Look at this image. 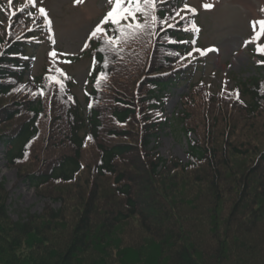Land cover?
I'll return each instance as SVG.
<instances>
[{
    "label": "trees",
    "instance_id": "trees-1",
    "mask_svg": "<svg viewBox=\"0 0 264 264\" xmlns=\"http://www.w3.org/2000/svg\"><path fill=\"white\" fill-rule=\"evenodd\" d=\"M158 9L156 16L163 20L169 12L174 13L176 5L172 2ZM111 35L120 37L115 30ZM158 37L160 43L156 49L160 58L156 67L163 65V70L155 64L151 67L150 76L142 81L139 99L147 108L161 113L165 92L187 76L183 69L172 70V74L167 71L180 54H188V44L181 43L188 42L189 38L181 30L171 29ZM141 39L134 41L136 46ZM30 47L33 49L26 41L3 44L0 100L10 96L15 84L22 83L30 73V60L23 59ZM155 52L153 45L150 64ZM88 53L93 56V66L83 98L84 107L71 105L77 104L71 85L64 84L58 91L62 101L71 103L66 105L65 111L69 118V150L61 153L54 163L21 178L37 193L52 185L76 187L78 193L70 203L71 199L62 197L63 211H44L42 216H30L23 222H12L7 217L4 202L0 201V264H246L244 259L251 239L246 232H241L238 218L234 221H230L231 217L222 218L220 208L223 206V212L230 209L236 214L240 210L242 217H251L250 224H264V145L261 146L264 136L256 145L243 147L237 142L222 141L208 147L191 140L189 136L194 130L185 124L188 116L181 117L177 119L179 131L187 140L191 163L185 166L174 163L172 170L168 161L156 156L148 163L151 170L145 173V186L142 184L135 190L134 180L127 178L129 171L121 163L134 154L135 149L131 142H113L128 140L129 122L139 116L132 102L137 90L133 92L123 83L130 79V71H125L130 64L114 62L115 57L128 60V56H124L126 50L116 54L111 45L92 41ZM160 71H164L163 74ZM102 73L108 78L106 83L102 82L104 78L99 80ZM262 80L264 77L237 81L249 114L257 112L258 105H264V96L260 95ZM31 101L25 103L29 117L15 132L0 134L5 159L11 167L25 160L39 138L42 101ZM23 112L19 107L0 110V127L13 123ZM106 112L108 119L104 120ZM143 116L145 137L141 145L147 149L166 124L159 119L151 122L149 117ZM103 137L105 140H101ZM87 144L99 151L91 182L90 177L84 175L82 164ZM254 159L253 167L236 166L239 163L247 166V162ZM109 178L112 184L108 189L97 181ZM176 179L179 181L174 183ZM193 181L200 184L198 192L207 202L206 218L201 217L203 222L199 223L197 235H193V229L181 217L176 219L173 214H181L182 205L177 199L184 197L191 189L189 182ZM175 190L181 194H176ZM3 191L0 182V193ZM64 231L68 232L67 237L63 236ZM258 264H264V253Z\"/></svg>",
    "mask_w": 264,
    "mask_h": 264
},
{
    "label": "rangeland",
    "instance_id": "rangeland-1",
    "mask_svg": "<svg viewBox=\"0 0 264 264\" xmlns=\"http://www.w3.org/2000/svg\"><path fill=\"white\" fill-rule=\"evenodd\" d=\"M22 2L20 0H0V52L3 49V44H8L11 40L33 35L37 38L36 35L40 28L46 35L40 38V47L30 54L33 57L32 76L35 81L26 77L22 83L15 84L14 91L10 96L0 100V110L16 107L24 109L20 118L15 119L11 124L0 127V134L14 133L15 128L29 117L25 111V103L38 99L39 93L43 89H49L52 92L50 95H42V114L38 126L39 138L30 148L24 161L17 166L10 167L5 159L4 145L0 143V182L4 189L3 193H0V201L4 202L7 217L12 222H23L30 216H42L44 211L58 209L63 211L62 202L64 199L62 197L71 199L69 203L75 200L76 192L78 193L76 187L52 185L37 193L21 178L54 163L61 153L69 150L67 142L69 118L65 111L66 105L70 103L62 101L58 91L64 87V84L71 85L77 104L82 102L83 90L90 68L88 55L82 56V53L88 47L90 39L101 42L111 37L106 34L107 32L98 33L96 37H92L91 33L98 25H101L103 29L106 27L105 30L108 26L110 30L116 27L110 22L101 24L104 16L110 10L109 0H81L79 3L75 0H35V4L38 3V6L42 5L45 8L50 23L45 22L43 17L41 25L36 24L31 31H28L31 26L27 17L28 12L31 9L38 12V9L28 5L29 0H22ZM170 2L171 0H162L157 6H166ZM184 3L198 9L197 21L201 27L198 46L204 50L210 48V51L205 50L204 54L199 51L202 55L200 57H197L198 52L191 53L189 61L197 57V62L200 65L186 83L180 84L166 93V102L162 107V113H155L157 111L147 108L144 102L139 99L142 97L140 93L142 81L150 76L151 67L154 64L156 67L157 58H160L156 49L157 44L160 43L156 33L158 21L150 28L134 35L135 38H142L139 46H136L133 41L128 42L130 49L121 43L111 44L116 54L126 50L124 56H128V60L115 57L114 62H124L126 66L130 64L125 70L130 71V79L123 83L129 86L133 92L137 90V96L132 99V102H134L139 116L129 122L126 135L130 137L125 141H113L114 143L123 142V144L131 142L135 149L134 154L124 158L121 162L129 171L127 178L134 180L135 190L141 188L142 184L143 187L145 186V173L151 170L148 163L152 162L156 156L168 161L170 169L173 168L174 163L180 164V166L191 163L186 141L179 132L180 125L177 118L181 120V117L185 119L184 116H188L185 124L194 130L189 137L193 141L198 140L199 143L208 145V147H211L210 144L215 146L222 141L228 144L237 142L243 147L250 144L256 145L258 139L264 136V105L261 107L258 105V111L249 114L245 111L247 104L243 100L236 101L232 97V87H238L237 79L248 81L252 77L257 78L260 72L255 68L259 61H252L248 51L251 48L256 49L257 46L256 43H249V40L254 35L252 22L264 21V0H186L183 5H185ZM205 4H212L214 8L206 9L203 7ZM182 8L188 20L190 11L188 12L185 6ZM168 11L169 8H167ZM138 18L140 19L141 16ZM129 22L122 21L121 23ZM175 24L170 23L169 26ZM45 25L50 28V31ZM167 25L166 21L158 24L159 28L164 27L162 30ZM257 31H259V26H257ZM32 42H36V40L32 39ZM258 43L260 45L264 43V36H261ZM153 45L156 52L152 56L150 64L149 53ZM52 53H55V56ZM205 54L208 55L205 56ZM156 68L163 70V65L159 67L157 65ZM139 75L145 76L141 78ZM39 76H42L44 81L41 82L36 78ZM57 79L60 83H56ZM140 79L141 83L137 84ZM197 80L198 85L195 87ZM107 81L108 78L102 80L103 83ZM217 83H221L223 87L227 88L217 90ZM260 95L264 96L263 87ZM245 100L248 102L247 98ZM142 113L149 117L151 122H155L154 119L167 120L164 130L157 134V140L152 141L147 149H143L141 145L145 137ZM103 115L104 120L108 119L107 112ZM101 140H105L104 137ZM263 145L264 143L261 144L262 147ZM98 159L99 151L87 144L82 154V164L84 175L90 177V182L93 180V172ZM251 161L247 162V166H242V163L236 166L253 167L256 161L255 159L253 162ZM234 163L236 162L234 161ZM111 180L109 178L97 181L108 189ZM178 181L176 179L173 182L177 183ZM189 183L193 191L188 189L183 194L184 197H178L177 202L182 205L181 214L178 215L175 212L173 214L176 219L181 217L193 229L191 230L193 235H197L199 223L203 222L201 217L206 218L204 212L207 213L205 207L207 202L203 199L205 196L198 192L200 184L196 181ZM175 191L176 194H181L178 190ZM55 198H58L57 200L61 198L60 202ZM224 210L225 212H223L222 206L220 208L221 217H231L230 221L238 218L237 225L242 228L241 232H246L251 239V247L246 251L244 261L246 264H258L262 253H264V224H258V222L250 224L251 217L249 215L242 217L239 215L240 210L237 211V214L230 209ZM254 227L259 232L253 230ZM67 235L68 232L64 231L63 236L67 237Z\"/></svg>",
    "mask_w": 264,
    "mask_h": 264
},
{
    "label": "snow or ice",
    "instance_id": "snow-or-ice-1",
    "mask_svg": "<svg viewBox=\"0 0 264 264\" xmlns=\"http://www.w3.org/2000/svg\"><path fill=\"white\" fill-rule=\"evenodd\" d=\"M29 2L35 4V0H29ZM75 2L79 3L81 0H75ZM159 2H162V0H109L111 7L104 16L101 24L110 22L112 25H116L117 30L120 32V37L127 40L130 36H134L138 32H142L145 29L150 28L153 24L160 20V18L155 15L157 4ZM203 7L207 9L210 8L211 5L205 4ZM185 9L192 12L196 11L195 9L190 8L187 4L185 5ZM38 11L40 15L44 17L45 22L50 23L45 9L41 7ZM177 15H179V12H177ZM139 16H143L145 18L143 23L139 21ZM129 20H131V22L127 24L121 23L122 21ZM257 26H259V31H257ZM252 27L254 35L249 40V43H256L257 46L255 50L264 54V46H261L258 43L261 36H264V21H253ZM104 32L105 30L101 27V25H98L91 33V36L96 37L98 33L103 34ZM119 39L120 38L109 37L104 42L110 45L118 44ZM201 54H204L203 51H201ZM52 55L55 56V53H52ZM189 55H191V53H189ZM101 78H106L103 73L101 74ZM56 83H60V81L57 79Z\"/></svg>",
    "mask_w": 264,
    "mask_h": 264
}]
</instances>
